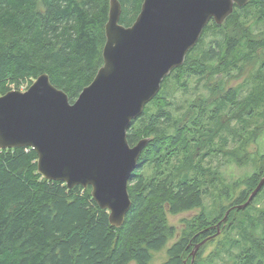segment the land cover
<instances>
[{"label": "trees", "instance_id": "trees-1", "mask_svg": "<svg viewBox=\"0 0 264 264\" xmlns=\"http://www.w3.org/2000/svg\"><path fill=\"white\" fill-rule=\"evenodd\" d=\"M119 1L120 23L129 27L144 0ZM109 11L110 0H0V96L29 88L47 73L75 102L104 64ZM262 19L264 0H250L223 24L212 20L184 64L133 120L130 145L149 141L129 183L132 207L121 227L111 224L92 187L69 188L43 177L34 149L0 148V264H150L154 252L177 236L169 214L198 208L162 264H192L193 250L216 236L218 223L231 230L230 246L239 249L226 250L230 264H264V210L256 218L252 203L238 209L261 182L264 167L228 183L215 161L248 163L249 144L264 130V62L257 52L264 49ZM239 78H245L242 84L228 86ZM193 81L207 91L183 106L177 95L188 93ZM242 185L247 189L235 196ZM216 195L213 208L204 211L205 199ZM224 199L234 202L224 209ZM203 248L193 264H219V252L208 263L201 260Z\"/></svg>", "mask_w": 264, "mask_h": 264}, {"label": "water", "instance_id": "water-1", "mask_svg": "<svg viewBox=\"0 0 264 264\" xmlns=\"http://www.w3.org/2000/svg\"><path fill=\"white\" fill-rule=\"evenodd\" d=\"M249 1L144 0L127 27L120 23L121 2L110 0L104 64L93 82L73 103L47 73L26 91L0 96V148H33L43 177L69 188L92 187L111 224L121 227L132 207L129 183L149 141L130 145L133 120L160 93L164 79L184 64L206 26L212 20L223 24L236 6ZM263 186L264 178L241 207ZM201 244L192 252V264Z\"/></svg>", "mask_w": 264, "mask_h": 264}, {"label": "rangeland", "instance_id": "rangeland-1", "mask_svg": "<svg viewBox=\"0 0 264 264\" xmlns=\"http://www.w3.org/2000/svg\"><path fill=\"white\" fill-rule=\"evenodd\" d=\"M261 58L263 59V57H261ZM218 79H220V75H216L215 79H213V81H212V85H215V83L218 81ZM244 80H245V78L233 79L229 82L228 86L229 87L238 86V85L242 84V82ZM27 89L28 88H26L25 86L22 88L23 91L27 90ZM201 91H207V89L205 87H203L202 84L201 85L197 84V81H193V82H191V86L189 87L188 93H185V92L178 93V95H177L178 101L181 103H184V104H182L183 106H187L188 102H186V99L190 98L193 95L196 96ZM233 145H234V143L231 141L230 146H233ZM249 151H250V159H249L248 163H242V164H238L236 162H230L229 163L221 157L216 158L215 161H218L219 164L221 165L223 182L231 183V182L238 180V179H244L248 175H251L253 172H257L264 167V161L261 159V154H264V130H262L261 133H259V135L257 136L255 141L252 140V142H250ZM246 189H247V185H242L240 187V189L236 191L235 196H239L240 193L245 191ZM251 195H250V197H251ZM248 200L245 203H243L242 205H239L238 209H246L249 206V204L252 203L250 205L249 212L252 216L258 218V216H260L257 212L258 209L264 210V192L260 191L259 193L256 194V196L253 198V200L246 207H241V206L245 205L248 202ZM217 201H218L217 195L214 197H212V196L207 197L205 199V202H204V204H205L204 211L205 210H207V211L211 210ZM233 202L234 201H228V200L226 201L224 199L223 200L224 209L228 208L230 206V204H232ZM201 211H202V209L198 208V209H194V210H190V211H184V212H181V213L175 214V215L169 214V223L174 225L177 228V236H176V238L172 239L163 249H161L160 251L154 252V258L152 259L150 264H162L164 261L167 260L168 248L173 244V242L175 240H177L182 235L183 230L186 226V221L197 216L198 214L201 213ZM229 213H230V211L227 210V212L225 213L226 214L225 217H227ZM237 216H239V219H241V218H244L246 216V213L242 212ZM225 217H224V220L226 219ZM217 227H218V232H217L216 236L212 237L211 240H204L205 241L204 243L202 241L201 243H203V244L199 243V244H201V246L202 245L204 246L203 251H202V255H201V257H202L201 260H204L208 263V257L211 255H216V253L219 252L220 256L222 257V259L220 261L217 260L219 262V264H230L231 263V254L226 252V250H228L229 247H231L230 246V242H231L230 235L232 232H231V230L227 229L226 225L223 226L224 227V231H223V228L221 227V223H218ZM222 241H223V243L221 244ZM200 247H199V249H200ZM198 250H196L195 257L197 255ZM231 250L233 253H236V252H238L239 249L237 246H234ZM194 260H195V258H194Z\"/></svg>", "mask_w": 264, "mask_h": 264}, {"label": "flooded vegetation", "instance_id": "flooded-vegetation-1", "mask_svg": "<svg viewBox=\"0 0 264 264\" xmlns=\"http://www.w3.org/2000/svg\"><path fill=\"white\" fill-rule=\"evenodd\" d=\"M260 24L264 27V19H262L261 20V22H260ZM263 30H264V28H262ZM262 48H260L259 50H257V52H259V55L261 56V57H263V62H264V49H263V52H262V50H261Z\"/></svg>", "mask_w": 264, "mask_h": 264}, {"label": "bare ground", "instance_id": "bare-ground-1", "mask_svg": "<svg viewBox=\"0 0 264 264\" xmlns=\"http://www.w3.org/2000/svg\"><path fill=\"white\" fill-rule=\"evenodd\" d=\"M35 82V81H34ZM23 91V90H22ZM24 91H26V90H24ZM31 148V147H30ZM33 149V148H32ZM39 160V159H38ZM40 173V172H39ZM47 179V178H46ZM53 181H55V180H53ZM103 209V208H102Z\"/></svg>", "mask_w": 264, "mask_h": 264}]
</instances>
